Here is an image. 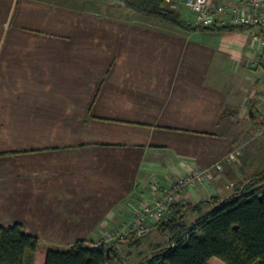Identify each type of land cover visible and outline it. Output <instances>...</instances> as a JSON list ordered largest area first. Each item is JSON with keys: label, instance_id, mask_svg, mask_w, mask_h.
<instances>
[{"label": "crops", "instance_id": "0c3cea01", "mask_svg": "<svg viewBox=\"0 0 264 264\" xmlns=\"http://www.w3.org/2000/svg\"><path fill=\"white\" fill-rule=\"evenodd\" d=\"M166 5L185 11L183 0ZM110 10L101 0H0V226L20 223L44 246L96 244L192 168L210 170L213 193L186 188L179 197L191 192V203L214 196L228 170L241 177L233 136L219 129L246 89L221 70L229 53L253 61L264 48L238 29L214 42L217 32Z\"/></svg>", "mask_w": 264, "mask_h": 264}, {"label": "trees", "instance_id": "16d2710c", "mask_svg": "<svg viewBox=\"0 0 264 264\" xmlns=\"http://www.w3.org/2000/svg\"><path fill=\"white\" fill-rule=\"evenodd\" d=\"M101 1L133 14L152 16L184 31L211 29L184 21L177 11L166 9V0ZM211 27L247 30L229 25ZM248 114L253 118L256 109L251 106ZM207 204L209 209H204ZM188 210L196 212L190 222L185 220ZM154 228L166 237V243L156 245L141 264H208L211 257L224 264H264V163L257 175L223 198L210 196L208 201L171 204ZM140 238L136 235L130 242L135 245ZM113 251L116 254L110 244L89 246L82 240L66 247L44 246L20 223L0 226V264H106Z\"/></svg>", "mask_w": 264, "mask_h": 264}, {"label": "rangeland", "instance_id": "374dc122", "mask_svg": "<svg viewBox=\"0 0 264 264\" xmlns=\"http://www.w3.org/2000/svg\"><path fill=\"white\" fill-rule=\"evenodd\" d=\"M119 8L111 7V12L120 15ZM184 12L179 13V8L177 5H166L167 10L177 11L184 21L195 24L193 18H191L190 11L187 7L183 5ZM116 10V13H115ZM189 11V12H188ZM189 14V16H188ZM133 21L141 22L145 24L157 25L160 28L177 31V32H189L184 31L178 27H175L166 22H162L157 18L152 16H146L141 14H134ZM196 25V24H195ZM207 31L217 32L208 33V41H220L221 38L226 40L228 35V30H217L214 27H209ZM201 30V29H200ZM240 36L243 38H248L250 36L249 31H240ZM218 32H224L223 34ZM251 38V36H250ZM225 42V41H224ZM226 44V43H223ZM260 62H254L248 60L247 58L239 59L234 57L229 53L224 64L228 68H222V80L228 81L239 86H244L246 89L244 104L241 107L240 104L234 106L226 107L221 118V127L219 130L223 132H228L232 134L234 139V156L237 157L236 164L239 165V170L241 171V177L235 178L231 175L230 171H227V177H218L215 179L217 182L216 191L213 194L217 198H223L230 194L232 191L236 190L241 186L242 183L247 181L251 176L257 175L263 168L264 163V61L262 56H258ZM217 62L215 63V65ZM228 83V82H227ZM253 100V102H249ZM253 103V104H252ZM251 106L256 109V114L252 118L249 116V108ZM261 115H260V114ZM233 156V157H234ZM234 157V158H235ZM224 179H227L224 181ZM163 191V190H162ZM208 196H211L208 194ZM179 202H181L178 199ZM197 200H194V203ZM189 203V202H186ZM193 214L186 217V221L192 219ZM125 220V219H124ZM122 224V223H121ZM120 224V225H121ZM106 233V232H104ZM101 235V238L96 241V243L103 242L106 245H111L113 251V257L106 264H141L154 250L156 245H165L161 238V234L157 231L150 230L145 235L141 236L139 243L132 244L133 237L137 234L132 233L124 239L117 240L116 237L109 238L108 235ZM138 236V235H137ZM158 243V244H157Z\"/></svg>", "mask_w": 264, "mask_h": 264}, {"label": "built area", "instance_id": "2783aa9c", "mask_svg": "<svg viewBox=\"0 0 264 264\" xmlns=\"http://www.w3.org/2000/svg\"><path fill=\"white\" fill-rule=\"evenodd\" d=\"M184 6L195 16L194 22L202 27L211 26H240L246 27L251 38L264 48V0H183ZM264 61V51L260 54ZM260 62L258 57L252 61ZM211 177L208 168H192L185 174L173 179L163 189L157 198L143 199L135 203L130 217L104 233L109 238L124 239L135 233L143 235L147 231L148 224L157 223L164 217L171 204L178 201L190 202L193 196L191 192L198 190V183L207 185V190L213 193L208 186ZM190 189L188 198L179 196L186 189Z\"/></svg>", "mask_w": 264, "mask_h": 264}]
</instances>
